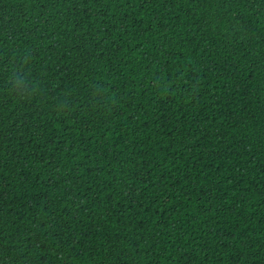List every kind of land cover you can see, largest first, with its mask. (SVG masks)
Listing matches in <instances>:
<instances>
[{
	"label": "trees",
	"instance_id": "16d2710c",
	"mask_svg": "<svg viewBox=\"0 0 264 264\" xmlns=\"http://www.w3.org/2000/svg\"><path fill=\"white\" fill-rule=\"evenodd\" d=\"M0 264H264V0H0Z\"/></svg>",
	"mask_w": 264,
	"mask_h": 264
}]
</instances>
